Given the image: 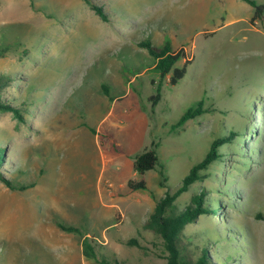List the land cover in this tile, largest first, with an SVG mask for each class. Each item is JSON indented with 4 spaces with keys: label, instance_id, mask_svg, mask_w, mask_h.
Here are the masks:
<instances>
[{
    "label": "rangeland",
    "instance_id": "rangeland-1",
    "mask_svg": "<svg viewBox=\"0 0 264 264\" xmlns=\"http://www.w3.org/2000/svg\"><path fill=\"white\" fill-rule=\"evenodd\" d=\"M94 1L110 22L84 0H0L8 84L0 100L20 112L0 111V171L28 187L0 180V264H167L162 240L143 224L233 128L243 137L221 148L228 159L176 203L202 190L223 198L216 216L186 231H229L237 264H264V220L256 218L264 213V19L253 22L243 0ZM146 38L185 52L176 86L139 47ZM200 102L207 112L173 129ZM152 148L159 165L140 176L134 158ZM130 180L146 188L132 190ZM86 237L96 257L84 255Z\"/></svg>",
    "mask_w": 264,
    "mask_h": 264
},
{
    "label": "trees",
    "instance_id": "trees-1",
    "mask_svg": "<svg viewBox=\"0 0 264 264\" xmlns=\"http://www.w3.org/2000/svg\"><path fill=\"white\" fill-rule=\"evenodd\" d=\"M90 8L95 11L102 21L110 22V14L106 12L104 6H101L94 0H84ZM254 8V16L252 21L264 19V4H259L256 0H243ZM139 47L145 49L151 57L154 69L159 72L161 79H167L171 86H176L186 75L187 65L177 67L178 62L184 58L185 52H176L171 42H166L162 46L153 43L149 38L138 42ZM7 52L6 47L0 45V57ZM5 77L0 78V99L1 93L5 86ZM162 84L161 81L157 87V94L152 96L151 101L157 104L162 97ZM105 95L112 98L110 95L111 89L108 85L102 86ZM0 111H11L16 117L20 116L17 108H14L0 100ZM207 111L204 109L203 103L200 102L197 107L189 108L173 125V129L184 127L189 121L194 120ZM243 133L232 129L229 137L217 138L213 141L210 150L205 158L193 166L189 174L183 179L179 189L175 192H168L162 197L154 211L149 215L145 223L144 229L153 233L156 237L162 240L167 264H234L238 263L236 254L230 253V242H233L232 233L226 230L218 231L211 234H189L186 230L189 226L197 224L198 221L205 216H216L220 208L223 207L225 201L223 198L209 195L207 190L192 196L191 201L184 207L177 205V200L188 191L192 186L198 182L207 179L206 173L211 169L212 165L216 162L223 163L228 159V154L221 151L224 145L235 144L240 141ZM5 150L0 148V170L5 163ZM160 158L155 148L140 153L134 158V170L140 176H145L146 173L156 169L159 165ZM0 180L12 190H27L28 187L21 186L20 188L13 184V180L7 178L0 171ZM128 186L132 190H139L146 188L145 180L135 182L130 180ZM226 189V188H225ZM228 193V192H227ZM232 197L230 193L227 195ZM258 220H264V213L259 211L256 213ZM60 228L66 232L81 234L79 228L74 226H67L60 223ZM222 232V233H221ZM226 234V235H225ZM91 238L86 237L83 242V252L88 258L96 257L95 248L92 245ZM130 246H140L138 240L131 239L127 241ZM225 244V245H224ZM243 259V256H242ZM103 264H125L118 260L111 263L103 260Z\"/></svg>",
    "mask_w": 264,
    "mask_h": 264
}]
</instances>
